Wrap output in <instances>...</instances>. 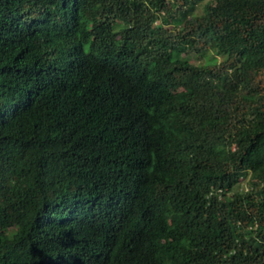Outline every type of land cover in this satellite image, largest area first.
I'll return each instance as SVG.
<instances>
[{"label": "trees", "instance_id": "1", "mask_svg": "<svg viewBox=\"0 0 264 264\" xmlns=\"http://www.w3.org/2000/svg\"><path fill=\"white\" fill-rule=\"evenodd\" d=\"M0 264H264V0H0Z\"/></svg>", "mask_w": 264, "mask_h": 264}, {"label": "rangeland", "instance_id": "2", "mask_svg": "<svg viewBox=\"0 0 264 264\" xmlns=\"http://www.w3.org/2000/svg\"><path fill=\"white\" fill-rule=\"evenodd\" d=\"M206 2H199V3H197L196 5H195V7H194V10H193V14H196V15H200L202 12H203V10H204V4H205ZM247 180H244L243 182H241L239 185H238V188L239 189H245L246 187H247V182H246Z\"/></svg>", "mask_w": 264, "mask_h": 264}]
</instances>
